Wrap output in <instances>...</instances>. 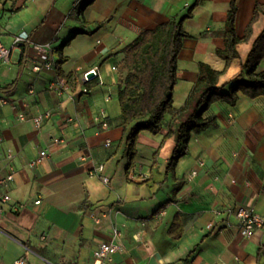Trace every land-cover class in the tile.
<instances>
[{"label": "crops", "instance_id": "1", "mask_svg": "<svg viewBox=\"0 0 264 264\" xmlns=\"http://www.w3.org/2000/svg\"><path fill=\"white\" fill-rule=\"evenodd\" d=\"M76 1L0 0L6 44L19 32L29 35L9 62L0 63V89L8 87L0 94L9 99L0 105V147L13 155L0 165V175L13 171L15 176L0 185V197L42 199L19 212L3 206L0 264L19 257L27 264H93L92 251L111 240L115 229L124 249L113 256L114 264H264V225L244 236L236 219L215 214L245 206L264 218V96L241 94L235 105L213 103L206 114H214L216 124L193 133L188 153L167 172L176 138L166 135L180 125L175 115L185 106L201 63L225 65L217 50L225 46L231 0H92L82 13L74 8ZM258 2L264 0H238L240 37ZM191 8L173 107L157 132H140L137 155L128 166L119 100L126 50L142 31L180 20ZM263 28L264 14L249 41L238 45L240 57L221 75L220 86L240 74ZM65 41L61 62L57 49ZM47 43L55 45L59 68L35 71L41 58L34 45ZM92 69L98 76L91 72L86 81ZM258 69L264 71V59ZM54 82H64L65 91L60 94ZM45 112L50 116L41 126L30 119ZM102 112L107 127L95 120ZM21 114L29 119L22 121ZM42 149L51 156L33 168L29 163ZM101 165L104 171L96 172ZM194 169L198 174L190 179ZM92 211L104 214L100 223ZM176 220L184 228L179 238L169 232Z\"/></svg>", "mask_w": 264, "mask_h": 264}, {"label": "trees", "instance_id": "2", "mask_svg": "<svg viewBox=\"0 0 264 264\" xmlns=\"http://www.w3.org/2000/svg\"><path fill=\"white\" fill-rule=\"evenodd\" d=\"M91 1L86 0L80 13ZM192 11L193 8L180 20L173 18L155 28L142 31L126 50L123 70L127 74L119 100L125 126L124 146L128 166L137 155L140 132H157L165 115L173 107L179 53L184 39L189 36L184 28V20L192 17ZM237 11L238 0H231L225 23V46L217 50L218 56L225 60L224 67L216 69L209 63H201L198 79L186 104L175 115L180 120V125L166 135H175L176 138V145L168 161V173L174 172L179 160L188 153L192 134L216 124V116L206 114L213 103L235 105L241 94L252 99L264 96V71L258 69L264 59V28L254 40L242 63L240 74L233 81L219 85L221 75L240 57L238 45L252 37L255 23L264 14V2L256 4L243 37L238 35L236 29ZM67 42L57 49L61 62L66 59L62 50ZM6 88L8 87L4 86L0 91H7ZM169 232L175 238L183 235L184 228L180 220L174 221Z\"/></svg>", "mask_w": 264, "mask_h": 264}, {"label": "built area", "instance_id": "3", "mask_svg": "<svg viewBox=\"0 0 264 264\" xmlns=\"http://www.w3.org/2000/svg\"><path fill=\"white\" fill-rule=\"evenodd\" d=\"M86 2V0H77L75 2L74 8L80 13V9L82 5ZM4 25L0 20V63H6L11 60L12 52L14 49H17L22 41L28 40L29 35L25 32H19L14 37V41L12 44L8 45L3 39V32H4ZM35 50L37 51L38 56L41 58V62L37 63L33 66L35 71H42V70H53L59 68V61L56 58L55 54V45L53 43L47 44H35ZM116 68V67H115ZM93 72L96 76H98V72L96 69H92L91 71L87 72L84 76V79L87 81L89 80L88 74ZM52 87L56 88L57 91L61 94L66 89V84L64 82H54L52 83ZM9 99L6 95L0 94V105L7 104ZM50 116V112H45L41 114H37L32 116L30 119L35 122L37 126H41L45 120V118ZM20 119L22 121L28 120L25 114L20 115ZM72 120V118H69ZM95 120L102 124L104 127L109 126V122L107 120V116L105 112H102L100 115H97ZM2 141V130L0 127V144ZM111 141L106 142V145H110ZM12 152L9 150L7 155H4L1 147H0V165L5 161L6 158L9 160L12 158ZM51 156L47 149H42L38 156L33 159L29 164L33 168H35L38 164L42 163L45 159H48ZM82 158H86L85 154H81ZM198 164L200 166L205 165V161L203 159L198 160ZM96 172L104 171V166H100L99 168L95 169ZM198 174V171L194 169L190 174V179L194 178ZM14 172L10 171L7 175L1 176L0 175V185H9L10 182L14 180ZM102 180L105 183L109 182V178L102 176ZM42 199L39 197L35 201H28V202H18L15 201L9 193H4L0 197V213L3 209V206L7 205L10 207L11 211L19 212L25 206H28L32 203L39 204L41 203ZM222 213H226L229 219H236L237 220V227L241 231L244 236H251L253 235L256 230L264 225V218L257 213L252 207H245V206H238L233 209H216L215 214L220 215ZM165 212L163 211L161 215H164ZM94 221L96 223L101 222V218L104 215L101 212L92 211L91 213ZM213 227V222L209 225ZM120 235L119 230L115 229L113 231V238L108 241L101 242L91 253V259L93 260V264H114L113 256L118 253L119 251L124 249V245L117 239ZM11 264H27V259L25 257L16 258Z\"/></svg>", "mask_w": 264, "mask_h": 264}]
</instances>
